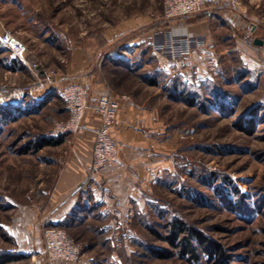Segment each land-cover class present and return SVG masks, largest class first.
Here are the masks:
<instances>
[{
    "label": "rangeland",
    "instance_id": "obj_1",
    "mask_svg": "<svg viewBox=\"0 0 264 264\" xmlns=\"http://www.w3.org/2000/svg\"><path fill=\"white\" fill-rule=\"evenodd\" d=\"M241 5L250 22L264 26V0H241ZM164 6L165 0H0L4 32L26 44L28 65L37 64L58 81L89 82L92 94L97 79L103 93H134L150 106L158 104L167 130H175L174 159L167 160L165 175L145 193V207L128 226L111 233L88 225L62 227L81 244L86 264H264V67L243 62L227 30L218 29L225 56L214 79L190 84L197 86L195 94L178 78L151 84L158 59L138 38L172 29ZM108 54L127 58L107 63ZM14 58L0 46V78L6 76L0 90L34 82L30 72L15 75L3 69L1 61ZM82 65L83 71H72ZM68 66L73 69L62 76ZM58 87L29 96L17 109L0 110L1 247L19 251L10 246L4 225L18 206L45 200L51 178L45 163L59 148H34L41 136L63 134L58 126L69 111ZM175 87L187 92L174 96ZM190 93L193 104L186 100ZM175 220L212 240L215 253L196 239L195 253L184 252L182 235L172 244Z\"/></svg>",
    "mask_w": 264,
    "mask_h": 264
},
{
    "label": "crops",
    "instance_id": "obj_2",
    "mask_svg": "<svg viewBox=\"0 0 264 264\" xmlns=\"http://www.w3.org/2000/svg\"><path fill=\"white\" fill-rule=\"evenodd\" d=\"M245 10L241 0H210L202 11L170 22L169 25L177 32L205 35L207 42L202 49L182 61H169L152 51L158 59L152 75V79L157 81L156 85L161 86L163 81H169L171 78L187 81L188 84L214 79L222 68L221 57L225 56L217 39L218 29L227 30L228 39L232 40L235 52L243 62L258 69L264 67L263 45L257 48L258 45L246 42L248 37L264 41V26L262 21L258 24L250 22ZM5 29V25L0 21V34ZM142 38L145 40V36L138 40ZM0 46L8 49L1 43ZM107 56V63L110 61L118 63L119 57L124 60L127 58L121 55ZM77 61L83 62L81 59ZM1 64L5 71L15 75L25 71L33 74L28 63L16 55L12 61H1ZM124 65L127 67L122 66L128 70L129 66ZM70 67L62 70V76L70 73L72 68ZM75 70L72 71H83L84 66H79ZM160 77H163V80ZM5 78L3 74L0 78L1 86L5 85ZM30 78L32 79V75ZM100 85L98 79L93 84L92 105L97 103L105 90L100 88ZM58 86L60 89L63 87L62 84L56 85ZM49 88L39 94L43 95ZM106 90L117 103L111 129L118 143L117 161L91 173L95 131L100 126V115L94 108L88 110L84 128L80 132L67 133L59 145L46 146L59 149L50 152L45 163L46 177L51 178L46 183L44 202L18 206L11 216V221L4 225L11 240L10 246H17L18 254L24 255L9 262L86 264L87 259L84 257L61 258L49 263L43 253L41 224L46 222L49 225L71 229L88 225V229L92 227L94 230L108 233L123 226L125 228L130 222V217L145 207L147 200L145 193L151 191L152 184L165 175L167 162H171L167 160L174 159L171 156L176 152L175 130L173 133L167 130L168 125L158 104L150 106L149 100L139 98L134 93ZM168 136L170 138L167 140ZM96 221L98 225L94 224ZM5 249L6 247L0 245V253L5 252ZM1 261L0 259V264L9 263Z\"/></svg>",
    "mask_w": 264,
    "mask_h": 264
},
{
    "label": "built area",
    "instance_id": "obj_3",
    "mask_svg": "<svg viewBox=\"0 0 264 264\" xmlns=\"http://www.w3.org/2000/svg\"><path fill=\"white\" fill-rule=\"evenodd\" d=\"M210 0H165L164 18L167 23L182 19L202 11ZM253 37L246 38V42L255 45ZM154 53L169 61H182L197 50L202 49L207 42L205 35H195L189 32H177L165 28L145 35ZM0 43L6 46L14 55L26 62L27 46L12 32L0 34ZM260 48V46H256ZM264 47V44L263 46ZM35 79L33 83L23 86L1 89L0 106L19 105L29 96L44 92L46 88L63 85L61 91L66 101L69 117L59 124L61 133H78L84 128V119L88 110L94 108L100 115V126L95 131L92 150L91 173L114 164L118 159V143L111 133L114 123L117 103L110 92L100 95L96 104H91L92 87L89 82H76L69 79H54L52 75L34 64L28 65ZM43 248L49 263L56 259H79L82 255V246L62 226L42 223ZM9 255L18 254L16 247H7Z\"/></svg>",
    "mask_w": 264,
    "mask_h": 264
},
{
    "label": "trees",
    "instance_id": "obj_4",
    "mask_svg": "<svg viewBox=\"0 0 264 264\" xmlns=\"http://www.w3.org/2000/svg\"><path fill=\"white\" fill-rule=\"evenodd\" d=\"M151 47V46H150ZM207 81H210V79H208ZM151 84L153 85H156L157 84V81L156 79H152L150 81ZM186 84V83H185ZM195 85V84H194ZM190 86V84H189ZM54 87L56 86H53V87H50L48 91H46L44 94H47L51 90L54 89ZM184 88H187V87H184ZM189 88V87H188ZM197 89V86H190V91L194 92L193 94H195V90ZM180 92V95H184V93H186L187 91L186 90H181L179 88L176 89L175 87V93H174V96L176 94H179ZM188 102L190 104H193L194 102V96L192 95V93H190V95H188L187 99ZM17 105H10V106H0V110L2 112L4 111H7L8 109H14ZM7 116V115H5ZM66 134H62L60 135L58 138L57 137H53V136H49V135H45V136H41V138L37 141V143L35 144V150H39V149H42L48 145H59L61 144L63 141H64V138H65ZM23 150H28V149H23ZM173 233H172V236L169 237L170 239V242L172 244H176L178 238L182 235V239L180 242H182V246H183V251L184 252H191V253H195V248L193 246V243H192V240L196 239L198 241V243L200 245L203 246V248L209 252L210 254H213L215 253V251L217 250V245L212 241V240H209L201 231L199 230H196V229H188L186 228V225H184L183 222H178L177 220L174 221V224H173ZM24 257V255L22 254H14V255H9L7 254L6 252H2L0 253V259L2 260L1 262L5 263V262H9L13 259H19V258H22Z\"/></svg>",
    "mask_w": 264,
    "mask_h": 264
},
{
    "label": "water",
    "instance_id": "obj_5",
    "mask_svg": "<svg viewBox=\"0 0 264 264\" xmlns=\"http://www.w3.org/2000/svg\"><path fill=\"white\" fill-rule=\"evenodd\" d=\"M254 43L255 45L261 46L264 44V41L260 38H255Z\"/></svg>",
    "mask_w": 264,
    "mask_h": 264
}]
</instances>
